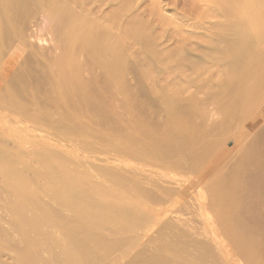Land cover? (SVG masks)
I'll use <instances>...</instances> for the list:
<instances>
[{
	"label": "rangeland",
	"instance_id": "rangeland-1",
	"mask_svg": "<svg viewBox=\"0 0 264 264\" xmlns=\"http://www.w3.org/2000/svg\"><path fill=\"white\" fill-rule=\"evenodd\" d=\"M21 1L0 0V163H3V167L4 164L7 167L2 168L3 170L6 169L4 172L10 168H14V170L10 169L12 172H22L23 174L20 175L22 178L23 176L26 177L23 181L28 182L27 187L30 190L28 188L24 189L26 184L23 182L24 185L21 182L16 184L13 181L14 175L11 173L13 178H11L13 181L12 187H14L12 189L10 177H6V173L9 176L10 172L8 173L7 171L5 176H3L4 172L1 170L0 164V264H80L82 260L84 262L81 264H105L108 261L107 264H158L159 262V264H261V262L264 264V240L261 239L264 238V205L262 206L264 203L262 201L264 200V196H262V193H264V189H262V186H264V170L259 173L258 171H262V169L255 168L259 161L256 159L258 157L254 155L256 151H258L257 156L263 154L260 151L262 147L264 149V144H262L264 143V138L262 139L264 137V131L262 130L264 129V54L259 57L264 53V33L262 35L263 39L261 37V41H256L255 44L257 46L253 45V54L251 52V56L247 58L250 64L247 60V63L245 60H241L242 65L239 62V66L243 68L256 69L259 67L260 69L261 67V70H263V73L261 72V79H263L259 80L261 83L257 82L256 84L263 87H255L254 109L252 106L247 108L241 106L240 109L238 108L237 113L231 114L228 107L230 104V98L228 97H231V93H228L233 90V86L230 85L234 83L235 76L229 71L231 60L227 57L228 61L222 51L229 43H234L230 40H233L235 35H240L244 23V9L247 8L246 6V8L244 7V4L247 1L251 3L254 0ZM259 1L255 0L253 5H256V3L257 5L258 3L261 4ZM262 7L261 11L264 13ZM58 8L59 14L57 11V13L55 12V9ZM242 9L243 12H241ZM247 9L249 10V8ZM53 12L58 15H52ZM70 16L80 19L81 23L83 22L84 27L81 24L83 28H85V25L87 29L92 27V29H88V34L91 35H89L90 38H93L92 35L95 33L93 38L95 41L91 39L95 42L94 46L96 45V47L85 45L82 48L81 44H79V37L77 38L76 36L75 39L73 37L70 40L71 35L68 33L72 22L70 21ZM75 17H73V21H75ZM69 21L70 23H68ZM77 22L79 20L75 23ZM67 25L69 31L65 29ZM78 26L81 27L80 24L77 25V30L75 29L77 34L80 29H78ZM83 28L81 29L83 30ZM86 28L83 32L87 30ZM86 33L87 31L83 33L85 37L87 36ZM104 34L106 39L103 38ZM95 37H97L98 42ZM108 37L113 46L115 44L118 45H116L117 47L115 46L119 50L117 51L118 54H120L119 52L123 47L124 53L121 51V54L125 57H122L121 61L126 62L123 65L120 61L119 66L117 65V70L115 69V71L120 72L116 73L113 71L114 73L112 72L111 75L107 70L105 72V69L108 68L106 66L108 62L104 60L109 58L110 62H113L114 56L108 53L103 54L102 51L105 47V41L108 42ZM64 39L68 42H65ZM73 39L79 43L76 42L77 45H74L76 43L73 42ZM235 40L238 39L235 38ZM69 41L72 43L70 42L69 44ZM116 41L119 42L117 43ZM90 48L94 54L91 53ZM97 49H99V53ZM65 54L69 55V57L66 56L67 58H65L67 60H64L67 62L65 64L68 67L64 66V61L60 58L62 56L64 58ZM101 55H107L105 56L107 58L101 57ZM72 56H74V59ZM260 59L263 61L261 62ZM57 60L59 65L63 61L64 67L62 64L59 66ZM68 60L71 63L75 62V64L68 63ZM107 61L109 60L107 59ZM244 64L245 66H243ZM69 66L72 68L76 67L72 69ZM66 68H69L70 74L75 72L73 74L74 77L72 75L66 77L68 75L67 72L69 73ZM71 70L74 71L71 73ZM75 70H79V72ZM229 73L233 76L232 80H230L232 76ZM226 78L229 80L227 81ZM224 82H226V85H224ZM227 84L230 85L228 86ZM57 85H59L58 88ZM59 89L67 94H63ZM237 89V92H239L240 89ZM258 89L259 91H257ZM176 96L180 102H176L178 105L174 103L176 105L174 107L180 109L184 117L190 118L189 120L193 119L190 115L195 116L193 121L199 124L200 129L193 131V135L197 132H209L211 127L214 130H211L212 133L207 134L206 132L208 137L203 134L207 138L203 137V142H206L203 143L204 148L207 146L208 149H211V145L214 144L212 146L228 150V155L222 158L225 161L213 165H211V157L214 154L212 153L211 156V152H209L208 156L205 157L206 163L203 164L204 162H202L203 165L200 167L201 174L199 175H202V179L198 174H195L196 165L189 162L180 165V168H177L179 171L176 169L177 175L174 178L163 175L161 177L156 176V178L148 172L147 175L141 168L144 161L150 163L153 160L157 144L163 143L164 138L165 141H170V135L166 127L168 112L166 106H164V101L165 98H174ZM225 102L228 104L224 105ZM75 104H77V108H75ZM185 104L186 106H184ZM222 109H225L223 110L224 113H222ZM158 111H160L159 114ZM246 111L250 114H246ZM198 112L201 114L198 115ZM109 113L110 115L112 114V117ZM229 113L230 116L226 115ZM242 114L245 115V118ZM140 115L145 118L140 117ZM249 115L251 116L250 118ZM108 116L111 118L108 119ZM139 117L140 121H138ZM253 117L257 120L248 129L246 126L249 125ZM226 118L230 121L228 122ZM131 122H136V124L139 122L138 124H141L142 128L137 125L141 132L138 131V128H133V132L131 127L132 125L135 127V124H131ZM162 122L165 125L161 124ZM146 124L152 125L151 127L148 126L150 130L146 128ZM224 124L226 125L224 126ZM142 125H145V127ZM216 126H218L217 129H215ZM205 127L207 128L205 129ZM143 128L144 131L146 129L149 132L148 134L145 131L146 135L148 134V136L145 135L146 137L142 134ZM154 128L155 130L158 128V130L155 132ZM160 129L162 130L160 131ZM163 130L164 134L161 135ZM157 131L160 132L158 133ZM165 131L168 135H166ZM130 132L131 134L134 133L133 136ZM136 132L137 134H135ZM188 133L190 134V131ZM135 135L137 137L140 136L136 138ZM130 136L131 139L135 137L137 143L132 139L134 142V145H132V140L128 139ZM149 137L155 139L159 137V139L162 138V141L154 139L153 142V138L149 140ZM139 138L143 139L139 141ZM250 139L252 143L249 141ZM146 141L149 142L146 145L149 146L150 150H146V147L148 148V146H145ZM258 141L260 142L258 143ZM142 142L145 143L143 144ZM244 143L248 146L246 147ZM126 144L127 146H124ZM166 144H169V142ZM241 144H244L243 147L245 146L246 148L252 145L259 147L255 150L254 146H252V152L254 153L251 155H254L256 163L253 157H248L250 152L245 158H248L249 161L245 159L243 160L244 162L238 160L236 155L240 152L241 147L239 146ZM149 153H152L151 155L153 156H149ZM206 158L209 159L207 160ZM250 159H252V163ZM62 163L65 165V168L63 165V169ZM249 163L253 164L252 167L251 165L249 167ZM210 165L212 169L209 171L205 170ZM49 166L50 168L47 169ZM53 167L54 170H52ZM58 169L60 172H58ZM250 171L252 172L250 173ZM60 173H64L66 177H62L64 175ZM52 174L54 176H51ZM57 174L59 175L57 176ZM243 175L246 176L245 179ZM144 176L148 183L144 182L145 180L142 178ZM251 176H255L253 178L258 179L259 184L258 180L255 182ZM218 178L221 179L215 183L216 181L213 180ZM225 178L228 179L227 184ZM57 179L59 181L67 179L63 181L64 186L68 187V189L58 184ZM187 179L190 180L188 181ZM239 179L243 183L246 181V184L252 183L254 185L256 183L259 186L256 185V187L259 189L255 191H262L260 196L257 195L260 193L258 192L256 195L254 193L248 197H246L248 192L241 191L242 200L245 197L250 199L252 195H255L253 196L254 198L256 196L262 197V200L256 201L261 199H257L258 197L255 198L256 200L252 197L251 199L253 200L250 201L239 199L235 207L231 206L233 207L232 209L239 206V209L236 208L237 210L232 212L231 207L228 210V199L222 197V200L225 199L224 201L227 203L225 204L220 199L222 205L230 213L232 212L228 216L231 220L229 222L228 218L225 219L226 217L223 218L221 216L222 210L219 211L216 206H212V200L218 194L214 198H211V196L213 197L216 190L220 194L217 187L222 183V185H231L234 180ZM206 180L208 182H205ZM67 181L69 183H66ZM122 181L126 186H122L123 183L120 184ZM73 182H77V185ZM211 182L212 186L217 184V186H214L216 189L214 187L210 189L209 184L211 185ZM186 183L187 185L189 184V187H192L189 190L191 192L180 193L179 190L182 185L186 186ZM61 184H63L62 181ZM70 184L71 187L73 184L75 185L71 188V191L69 188ZM78 185H80L79 188H77ZM82 186L83 188L85 187L82 190L83 195L88 193L85 196L87 201L84 200L83 206L86 205V208L91 213H95L97 210L99 211L97 213H100V215L95 213L97 216H93L91 218L93 220L85 213V207L80 208L74 204L78 200L79 196L77 197V195L82 193V191H78L80 188L82 189ZM74 187L75 191L78 192H72ZM21 188L24 190H21ZM98 188L100 190L104 189V191L99 192ZM178 188L180 189L178 190ZM86 189L92 194L85 192ZM105 190L111 194L105 193ZM23 191L29 195L27 193L24 194ZM18 192L22 193L16 196L19 194ZM25 195L30 197L26 199ZM90 195L93 197H90ZM72 196H76L75 202H69L75 199ZM66 197L68 198L66 199L67 201H63L62 199ZM21 198L23 199L22 201ZM209 199L211 201H208ZM88 200L91 205L95 203L93 204L94 206H90ZM254 200L260 202L259 204L257 203L259 205L258 208L256 207V202H253ZM23 201L25 202L22 203ZM96 201L97 203L99 201L101 205L98 203L97 206ZM200 203H203L202 206ZM250 203L255 206L251 207ZM244 207L248 209V212ZM242 208L243 210H241ZM81 209H84V213ZM250 209L252 210L250 211ZM45 210L47 216L45 215ZM42 211H44L43 216L39 215L42 214ZM78 211L81 212L79 213ZM237 211H243V213L238 216L239 213L237 215ZM255 211L258 215V212H261L260 214L262 215L253 214ZM103 212L105 213L104 218H100L103 216ZM215 213L223 219L215 216ZM37 216L40 220H38ZM45 216L51 218V220L49 219V221ZM232 216L238 219L236 220ZM33 219L35 222L37 220L36 223H39L36 225ZM80 219L81 221H79ZM101 219L104 223H100V225L99 222H103ZM90 220L92 223H89ZM184 220L186 221L184 222ZM251 220L252 224L250 225ZM71 221L77 223L74 226H79V228L77 227L78 230L71 231V227H73ZM223 221L230 223L232 226L233 223H236L234 221H237V226L235 224L232 227ZM221 222L225 225L221 226ZM241 222H245L244 224L247 225L242 226ZM67 223L70 224L68 225L71 226L70 228H66ZM94 224L100 225V227L98 228ZM228 225L230 228L232 227L233 231H235V227L236 230L238 227V230L231 235L233 233L231 232L232 229H230V233L226 232L229 230ZM252 225L255 226V229ZM81 226L84 227L81 228ZM223 226L224 228H222ZM243 227L245 232L249 231L245 233ZM251 227H253V230H251ZM225 228L226 230H224ZM256 228H258V231ZM65 229H69L70 231H67L70 233L66 232ZM80 229L87 231V233L80 231ZM76 230L80 233L76 232ZM238 231L239 233L243 231V234H237ZM252 231L256 235L252 234ZM74 232L76 233L73 234ZM188 233L190 236H188ZM244 233L246 236L249 235L246 239ZM71 234L75 236L74 240L70 239ZM79 235L87 236L88 238L79 237ZM96 235L98 238L95 237ZM234 235H236V240ZM67 236L69 237L67 238ZM76 236L79 237V240ZM238 236L240 239H245L244 241L240 240V245L244 248L238 247L239 243L238 245L236 244V241L239 240ZM249 237L253 238V241ZM80 239H84L89 244L81 243ZM86 239L89 240L87 241ZM250 239L252 243H250ZM246 240L248 244L245 242ZM90 241H95L94 243L96 245L99 244V246H94V243L91 242L94 248L92 250ZM98 241L100 242L96 243ZM72 243L77 252L73 251L75 248ZM76 243H80L81 247ZM103 243L104 245H102ZM108 244L112 245L109 246ZM251 244H255L256 248L254 246V249L249 248L252 247ZM247 245L251 246L248 247ZM78 246L79 249L81 248L80 250ZM100 247H102L101 251H98ZM95 249L98 250L96 251ZM108 249L109 251H106ZM243 249H247L249 252L246 250L244 252ZM85 250H89L88 259ZM80 251L86 254H82ZM91 251L93 255L89 254ZM242 251L245 256L241 254ZM77 253L78 256L81 254L82 260L80 259L81 257L76 256ZM250 253H253V255H248ZM76 260H79V262L77 261V263ZM99 260L100 262H98Z\"/></svg>",
	"mask_w": 264,
	"mask_h": 264
},
{
	"label": "bare ground",
	"instance_id": "bare-ground-1",
	"mask_svg": "<svg viewBox=\"0 0 264 264\" xmlns=\"http://www.w3.org/2000/svg\"><path fill=\"white\" fill-rule=\"evenodd\" d=\"M255 1V0H254ZM253 1V2H254ZM259 1V0H258ZM21 2H23V0L21 1ZM250 1H247L245 4H244V7L246 6L247 8H249V10L246 8V9H244L245 10V12L243 13L244 15H243V17H244V23H243V27H242V31H240V32H238V33H240V35L238 34V35H235V38L236 39H238V40H235V38L233 39V40H230L231 42H234L233 44H231V43H229V44H231L229 47H228V45H227V50H226V48H224V50H222L223 52H224V55H225V57L227 58H229L230 60H231V62H230V67H229V71H231L230 73H232V74H234V76H235V81H234V83L233 84H227L228 86L230 85V86H233V90H232V92H226V93H228V94H230V96L231 97H228V98H230V104H229V109H230V112H231V114H233V113H237V110H238V108L240 109L241 108V106H243V107H248V106H252V108L254 107L253 106V104H254V97H256L255 96V94H256V92H255V87L256 86H258V85H256L257 84V82H260L262 79H261V77H262V75H261V72L264 70V68H263V70H261L262 68L260 67V69H259V67L258 68H251V69H248V68H243L242 66H239V62H240V64L242 63V61L241 60H247V58H249V56H251L250 55V53L252 52V47H253V45L256 43V41L258 40V42H259V40L261 41V37H262V39H263V33H264V13L261 11V7L262 6H264V0H260L259 2L261 3V4H259L258 3V5H257V3H256V5H253L254 3L253 2H251V3H249ZM242 4V5H243ZM252 4V5H251ZM242 8H243V6H242ZM263 9H264V7H262ZM58 12V14H59V8L58 9H55V12ZM55 12H53V14L52 15H58V14H54ZM56 12V13H57ZM240 12V11H239ZM241 12H243V9L241 10ZM72 15V14H71ZM240 15H241V13H240ZM72 16H70V21H72L71 22V28H69L70 29V31L67 29V27H68V25L67 26H65V29H67L68 31H66V32H68L70 35V37H71V39L69 38V36H68V38L70 39V40H72V38L74 37V39H75V36L79 39V41H80V43L79 42H77V43H79V44H81V46H82V48H84L83 46H88V47H96V45L94 46V44H95V40L93 39L94 38V35H95V33H94V30H93V33H94V35H92L93 36V40L89 37V35L90 34H88V29H92V27L91 28H89L88 27V29L86 28V25H85V28L87 29L86 31H87V36L85 37L84 36V34L83 33H85V32H83L84 30H85V28H83L84 26H83V22L81 23V20L80 19H78V18H76L75 16H73V17H75L77 20H79V22H77V23H79L80 24V26H81V24H82V26L81 27H79L78 26V29H79V31H78V34H77V25H79V24H77V23H75L77 20L75 19V21H73L74 20V18L72 19L71 18ZM242 17V16H241ZM72 19V20H71ZM241 20V19H240ZM70 21L68 22V23H70ZM67 23V24H68ZM85 24V23H84ZM69 25V26H70ZM240 25V24H239ZM242 25V24H241ZM81 28H83V30L81 29ZM241 28V27H240ZM76 29V30H75ZM65 31V30H64ZM239 31V30H238ZM66 32H64V33H66ZM73 32H75V33H73ZM90 32V31H89ZM104 33V32H103ZM92 34V33H91ZM107 34V33H106ZM67 35V34H66ZM66 35H64L65 37H66ZM77 35H79V36H77ZM100 35H101V33H100ZM263 35V36H262ZM91 36V35H90ZM105 36V34L103 35V38H105L104 37ZM107 36H108V34H107ZM236 36H239V37H236ZM64 37V38H65ZM67 38V39H68ZM96 38V41L98 40L97 39V37H95ZM98 38H99V36H98ZM102 38V39H103ZM114 38H116V37H114ZM114 38H110V39H114ZM260 38V39H259ZM74 39H73V42H75L74 41ZM106 39V38H105ZM109 39V37L107 38V40ZM100 40V39H99ZM264 40V39H263ZM64 41L65 42H68V41H66V39H64ZM236 41V42H235ZM70 42L71 41H69V44H70ZM75 42V43H76ZM94 42V43H93ZM98 42V41H97ZM96 42V43H97ZM117 42V41H116ZM119 42V41H118ZM117 42V43H118ZM263 42V41H262ZM72 43V42H71ZM77 43L76 44H74V45H77ZM100 43V42H99ZM261 43V42H260ZM67 44V43H66ZM68 44V45H69ZM84 44V45H83ZM103 44V43H102ZM115 44V43H114ZM259 44V43H258ZM117 44H115V46H116ZM262 46H263V44H261ZM71 46H72V44H71ZM70 46V47H71ZM97 46H98V43H97ZM100 46V45H99ZM102 46V45H101ZM113 46V43H111V41L110 40H108V42L107 41H105V47H104V50H102L103 51V54H105V53H108L109 55L111 54V55H113L114 56V58H113V62H110V59L109 58H107V57H105V56H107V55H101V57L103 56L104 58H107L109 61H107V59L106 60H104V61H106V62H108L107 63V69H105V72H106V70H107V72L108 73H110V75H111V73L113 72V71H115V69L119 66V63H120V61L122 60L121 58L122 57H125L124 55H122L121 54V51L123 52V47H122V49L120 50V54H118V52L117 51H119V50H117L116 49V47L118 46ZM254 46H257L256 44L254 45ZM88 47H86V48H88ZM121 47V46H120ZM219 47V46H218ZM78 48H79V45H78ZM103 48V47H102ZM119 48V47H118ZM256 48V47H255ZM261 48V47H260ZM264 48V47H263ZM94 49V48H93ZM87 50V49H86ZM90 50H91V48H90ZM95 50V49H94ZM98 50V53H99V49H97ZM254 50H256V49H254ZM263 50V49H262ZM96 51V50H95ZM101 51V52H102ZM260 52V51H259ZM91 53L92 54H94V52H93V50H91ZM124 53V52H123ZM72 54V53H71ZM252 54H253V52H252ZM263 54L264 53H262V55H260L259 57H261V56H263ZM73 55V54H72ZM95 55H96V53H95ZM100 55V54H99ZM120 55H122L121 57H120ZM259 55V54H258ZM66 56H68L69 57V55L68 54H65V57L63 58V56L62 57H60V58H62L63 59V61L65 60H67V59H65V58H67ZM71 57V56H70ZM97 57V56H96ZM258 57V56H257ZM60 58H59V61H60ZM72 58L74 59V56H72ZM72 58H70V59H72ZM103 58V59H104ZM110 58H111V56H110ZM227 58V59H228ZM69 59V60H70ZM124 59V58H123ZM229 59H228V61H229ZM252 59V58H251ZM254 59H255V57H254ZM259 59V58H258ZM261 59H263V58H261ZM260 59V60H261ZM68 60V63L70 62ZM99 60V59H98ZM102 60V59H101ZM62 61V62H63ZM64 61V64L65 63H67V62H65ZM103 61V62H104ZM124 61V60H123ZM248 62H249V60H247ZM247 61H246V63H247ZM253 61V60H252ZM263 60H261V62H262ZM57 62H58V60H57ZM62 62H61V64H62ZM73 62V61H72ZM253 62H255V61H253ZM257 62H259V61H257ZM71 63V62H70ZM74 64H75V62H73ZM73 63H71L72 65H73ZM123 63H126L125 61L124 62H122L121 61V64H123ZM245 63V64H246ZM263 63H264V61H263ZM58 65H59V62L57 63ZM60 64V65H61ZM70 64V65H71ZM229 64V63H228ZM243 64V63H242ZM241 64V65H242ZM245 64L243 65V66H245ZM249 64H250V62H249ZM260 64V63H259ZM262 64V63H261ZM59 65V66H60ZM78 65V64H77ZM118 65V66H117ZM124 65V64H123ZM126 65V64H125ZM263 65V64H262ZM261 65V66H262ZM62 66H63V64H62ZM61 66V67H62ZM65 67L67 66L66 64L64 65ZM63 66V67H64ZM80 67H81V65H79ZM78 66V67H79ZM250 66V65H249ZM256 66V65H255ZM260 66V65H259ZM264 66V65H263ZM62 67V68H63ZM68 67V66H67ZM71 66H69V68H70ZM76 66H74V68H75ZM83 67V66H82ZM120 67L121 68H123V66L122 65H120ZM119 67V68H120ZM228 67V66H227ZM254 67V66H253ZM69 68H66V69H68V71H69ZM72 68V67H71ZM74 68H72V69H74ZM120 68V69H121ZM65 69V70H66ZM78 69V68H77ZM81 69V68H80ZM60 70H62V69H60ZM63 70H64V68H63ZM63 70H62V72H63ZM117 70V69H116ZM119 70V69H118ZM228 70V69H227ZM67 71V70H66ZM72 71H74V70H71V73H72ZM76 71V70H75ZM78 72H79V70H77ZM76 71V72H77ZM121 71H123L122 69H121ZM61 72V73H62ZM116 73H118V72H120V71H115ZM264 72V71H263ZM262 72V73H263ZM64 73H65V71H64ZM63 73V74H64ZM114 73V72H113ZM229 73V74H230ZM67 76L66 77H70L71 75L74 77V75L73 74H75V72L73 73V74H70V71H69V73L67 72ZM228 74V75H229ZM66 75V74H65ZM65 75H64V77H65ZM70 75V76H69ZM76 75H78V74H76ZM113 75V74H112ZM118 75V74H117ZM121 75V74H120ZM231 75V74H230ZM61 76V75H60ZM106 76V75H105ZM232 76V75H231ZM63 77V76H62ZM76 77V76H75ZM110 77V76H109ZM111 77H114V76H111ZM115 77H116V75H115ZM230 77V76H229ZM228 77V78H229ZM60 78V77H59ZM228 78H226V80L228 81L229 79ZM231 79L230 80H232V78H233V76L232 77H230ZM65 79V78H64ZM112 79H114V78H112ZM261 79V80H260ZM60 80H62V79H60ZM68 80V79H67ZM225 80V81H226ZM260 80V81H259ZM110 82H111V80H109ZM233 81H231V82H233ZM263 82V81H262ZM225 84L224 85H226V82H224ZM261 83V82H260ZM61 84H62V81H61ZM239 84H240V86H239ZM63 85V84H62ZM61 85V86H62ZM77 86V85H76ZM239 86V87H238ZM261 86V85H260ZM260 86H258V88H260ZM59 87V85H57V88ZM263 86H261V88H262ZM78 88V87H77ZM227 88V87H226ZM229 88V87H228ZM231 88V87H230ZM237 88H239L240 89V91L239 92H237ZM222 89V88H221ZM60 90V89H59ZM58 90V91H59ZM235 90V91H234ZM61 91V90H60ZM59 91V92H60ZM225 91V90H224ZM230 91V90H229ZM257 91H259V89L257 90ZM62 92V91H61ZM63 93V92H62ZM63 94H65V93H63ZM67 94V93H66ZM65 94V95H66ZM61 95V94H60ZM63 96V95H62ZM163 96V95H162ZM227 97V96H226ZM179 98L176 96V97H174V98H170V97H168V98H165V101H164V106H166V110H167V112H168V115H167V122H166V127H167V132H168V134L170 135V141H168L169 142V144H166V143H168L167 141H165L164 139H163V143H159V141L161 140L162 141V138L161 139H159V137H156L157 139H159V141H158V143L159 144H157V146H156V149L154 150V152H155V154H154V156L153 155H151L150 153L148 154L149 156H153V160L152 161H150V163H148V161L147 162H143L142 163V170L144 171V172H146V174H147V172L150 174V175H152V176H157V177H161L162 175L163 176H171V178H174L176 175H177V171H179L177 168H180L179 166L180 165H182V164H185V163H192V164H194V165H196V167H197V169H196V171H195V174H198V176L202 179V175H199V174H201L200 173V167H201V165H203V164H205L206 162H205V157H207L208 156V154H209V152H211V156H212V153L214 154V156H212L211 158H212V160H211V165H213V164H216V163H218V162H223V161H225V159H222V158H224L225 156H227L228 155V150H223V149H221V147H216V146H212V145H214V144H212L211 145V149H208V147L206 148V150H205V148H204V145H203V143H206V142H203V137H205V136H207V134L208 133H212V131H214V130H212V127H211V132L209 131V132H207L206 130V132H207V134H206V132L204 133V131L202 132V133H195V135H193L194 133H193V131H198V128H199V124H197L196 123V121L194 122L193 120H194V118H195V116L193 117L192 115H190L193 119H191V120H189L187 117H184V115L182 114V111L180 110V109H178L177 107H174V106H176L175 104H177L176 102H178L179 100H178ZM162 100H164V99H162ZM229 100V99H228ZM79 101H80V99H79ZM225 101H227V100H225ZM82 102V101H81ZM180 102V101H179ZM82 103H84V102H82ZM81 103V105H83ZM91 103V102H90ZM90 103H87V104H90ZM175 103V104H174ZM228 103L227 102H225V104L224 105H227ZM76 105L77 104H75V108H77L76 107ZM85 105V104H84ZM178 105V104H177ZM179 105H180V103H179ZM91 106V105H90ZM184 106H186V104L184 105ZM80 107V106H79ZM85 107V106H84ZM74 108V107H73ZM182 108V107H181ZM185 108V107H184ZM188 108H189V106H188ZM220 109H221V107H220ZM243 109V108H242ZM245 109V108H244ZM254 109V108H253ZM72 110H74V109H72ZM78 110V109H77ZM85 110V109H84ZM223 110H225V109H222V111ZM250 110H252V109H250ZM186 111H187V109H186ZM198 111V110H197ZM253 111V110H252ZM84 112V111H83ZM159 112L160 111H158V114H159ZM192 112V111H191ZM239 112V111H238ZM243 112V111H242ZM251 112V111H250ZM194 113V112H193ZM222 113H224V111L222 112ZM227 113H228V109H227ZM241 113V112H240ZM250 114L249 112H247L246 111V114ZM80 114V113H79ZM84 114V113H83ZM187 114V113H186ZM201 114V113H200ZM199 114V112H198V115H200ZM107 115V114H106ZM109 115H110V113H109ZM112 115V114H111ZM110 115V116H111ZM197 115V114H196ZM226 115H229L230 116V113L229 114H226ZM241 115V114H240ZM243 115V114H242ZM104 116V115H103ZM136 116V115H135ZM139 116V115H138ZM158 116V115H157ZM245 115H243V117H244ZM106 117V116H105ZM112 117V116H111ZM110 117V118H111ZM137 117V116H136ZM140 117H142L141 115H140ZM140 117L138 118V121H140L139 119H140ZM189 117V116H188ZM228 117V116H227ZM251 116L249 115V118H250ZM109 118V116H108V119H110ZM132 118V117H131ZM142 118H145V117H142ZM141 118V119H142ZM164 118H166V117H164ZM163 118V119H164ZM185 118H187V119H185ZM245 118V117H244ZM257 118H258V116H257ZM226 119H228V118H226ZM234 119V118H233ZM232 119V120H233ZM237 120H239L238 118H236ZM107 120V119H106ZM132 120V119H131ZM134 120V119H133ZM152 120V119H151ZM196 120V119H195ZM255 120H257V119H255V117H253V119L251 120V122L249 123V125L248 126H246V127H248V129L249 128H251L252 127V125L254 124V122H255ZM142 121H143V119H142ZM147 121V120H146ZM155 121V120H154ZM163 121V120H162ZM230 120L228 119V122H229ZM150 122V121H149ZM153 122V121H152ZM160 122V121H159ZM164 122V121H163ZM161 123V124H164V123ZM204 122V121H203ZM217 122V121H216ZM134 124H135V127L132 125V127H131V129L133 130V132H134V129L133 128H138L139 129V127L140 128H142L140 125L141 124H138L139 125V127H138V125L136 124V122H133ZM132 122H131V124H133ZM143 123H145V122H143ZM213 123V122H212ZM219 123H221V122H219ZM237 123V122H236ZM150 124V123H149ZM160 124V123H159ZM202 124V123H201ZM201 124H200V127H201ZM216 124V123H215ZM228 124V123H227ZM158 125V124H157ZM165 125V124H164ZM204 125V124H203ZM202 125V126H203ZM226 124H224V126H225ZM131 126V125H130ZM142 126H144L145 127V125H142ZM148 126L149 127H151L150 125H147L146 124V128L147 129H149L148 128ZM153 126H155L154 124H153ZM210 126V125H209ZM228 126V125H227ZM234 126V125H233ZM157 127V126H156ZM160 127V126H159ZM162 127H164L163 125H162ZM161 128V127H160ZM203 127H201V129H202ZM207 127H205V129H206ZM218 128V126H216L215 127V129H217ZM233 128V127H232ZM153 129V128H152ZM163 129V128H162ZM162 129H160V131L162 130ZM200 129V128H199ZM224 130H225V128H223ZM228 129V128H227ZM234 129V128H233ZM260 129H262L261 127H260ZM150 130V129H149ZM154 130H155V128H154ZM153 130V131H154ZM156 130H158V128L156 129ZM156 130H155V132H156ZM203 130V129H202ZM263 131H264V129H262ZM131 131V130H130ZM136 131V130H135ZM139 132H141L140 131V129L138 130ZM143 131H144V128H143ZM143 131H142V134L145 136L146 135V133H145V131H147V133L149 134V132H148V130H146L145 129V131H144V133H143ZM152 131V130H151ZM160 131H157L158 133L160 132ZM190 131V134L188 133ZM192 131V132H191ZM248 131V130H247ZM247 131H245L246 133H247ZM261 131V130H260ZM259 131V132H260ZM262 131V132H263ZM132 132V133H133ZM164 132V130L161 132V135L162 134H164L163 133ZM166 132V131H165ZM167 132H166V135H168L167 134ZM217 132V131H216ZM226 132V131H225ZM256 132H258V131H256ZM261 132V133H262ZM192 133V134H191ZM244 133V132H243ZM243 133H242V135H243ZM130 134H131V132H130ZM134 134V133H133ZM133 134H131L132 136H133ZM135 134H137V132L135 133ZM148 134L146 135V136H148ZM156 134V133H155ZM203 134H205V136H203ZM215 134V133H214ZM219 134V133H218ZM255 134H258V133H255ZM264 134V133H263ZM262 134V135H263ZM156 135H160V134H156ZM216 135V134H215ZM140 136V135H139ZM138 136V137H139ZM145 136V137H146ZM151 136V135H150ZM153 137H155L154 135H152ZM164 136V135H163ZM213 136V135H212ZM253 136V135H252ZM255 136V135H254ZM260 136V135H259ZM135 137L136 138H138L136 135H135ZM135 137L133 138L132 137V139H134L135 140V143H137V139H135ZM143 137V136H142ZM152 137V138H153ZM208 137V136H207ZM261 137V136H260ZM144 138V137H143ZM142 138V139H143ZM152 138H150L149 137V140L150 139H152ZM167 138V137H166ZM224 138H225V136H224ZM264 137H262V139H263ZM128 139L130 140L131 139V136H130V138L128 137ZM131 139V140H132ZM142 139H140L139 138V141L140 140H142ZM146 139V138H145ZM154 139L155 138H153L152 139V141L154 142ZM157 139H155V140H157ZM205 139H207L206 137H205ZM252 139V138H251ZM251 139L249 140V141H251ZM261 139V138H260ZM259 139V140H260ZM209 140V139H208ZM216 140V139H215ZM221 140V139H220ZM247 140V139H246ZM245 140V141H246ZM128 141V140H127ZM138 141V142H139ZM248 141V142H249ZM254 141V140H253ZM132 142H133V140H132ZM147 143H145V146H148V145H146V144H148L149 142L148 141H146ZM248 142H247V144H248ZM255 142V141H254ZM260 141H258V143H259ZM131 143V142H130ZM143 143V142H142ZM143 143V144H144ZM156 143H157V141H156ZM172 143V144H171ZM251 143H252V141H251ZM251 143H250V145H251ZM132 144V143H131ZM139 144H141L140 142H139ZM142 144V145H143ZM245 144V143H244ZM243 144V145H244ZM247 144H245L246 145V147L249 145H247ZM256 146L258 145V144H256V143H254ZM262 144H264V143H262ZM132 145H134V142H133V144ZM209 145H210V143H209ZM243 145L241 144L239 147H241V149L239 150L240 152L238 153V155H236L237 157H238V160L239 161H243L246 157H247V155H248V152H250V156H248V157H253L254 155H256V157H258V158H256L259 162H257V164L255 165V168L256 169H258V168H260V169H262V171H258L259 173H261V172H263V170H264V149H263V147H262V149H261V151H260V153L262 152L263 154H261V155H259V156H257L258 154H257V152L258 151H256L255 152V154L254 155H251L252 153H254V152H252V149H253V147L252 146H254V145H252V146H250L249 148H246L245 146L243 147ZM124 146H127V144L126 145H124ZM128 146H130V144H128ZM136 146L138 147V145L136 144ZM140 146V145H139ZM151 146V145H150ZM153 146V145H152ZM256 146H254V148H255V150H256ZM259 146V145H258ZM123 147V146H122ZM134 147V146H133ZM210 147V146H209ZM154 148V147H153ZM259 148V147H258ZM257 148V149H258ZM140 149H141V147H140ZM219 149V150H218ZM143 150V149H142ZM146 150H150V148H149V146H148V148L146 147ZM152 151V150H151ZM254 151V150H253ZM144 153H146V152H144ZM143 153V154H144ZM148 153V152H147ZM2 154V153H1ZM143 154H142V156H143ZM232 156H234V155H232ZM143 159H144V156H143ZM142 159V160H143ZM147 159H149L148 157H147ZM207 160L209 159V158H206ZM202 160H204V161H202ZM206 160V161H207ZM246 161L248 160V158L247 159H245ZM251 160L252 159H250V162H251ZM253 160H254V157H253ZM1 161H2V159H1ZM61 161V160H60ZM59 161V162H60ZM163 161V162H162ZM249 161V160H248ZM255 161V163H256V160H254ZM58 162V163H59ZM64 162V161H63ZM202 162H204L203 164H202ZM244 162V161H243ZM58 163H56L57 165H58ZM233 163V162H232ZM246 163V162H245ZM252 163V162H251ZM251 163H249V167H250V165H251ZM254 163V164H255ZM1 164V170L4 172L6 169H2V168H4L5 167V164H4V167H3V163L1 162L0 163ZM225 164V163H224ZM234 164V163H233ZM240 164H242V163H240ZM244 164V163H243ZM242 164V165H243ZM63 163H62V169H63ZM191 165V164H190ZM211 165L210 166H208V168H206L205 170H207V171H209L210 169H212V167H211ZM239 165V164H238ZM242 165H240V167H242ZM253 165V164H252ZM252 165H251V167H252ZM54 167H55V165H54ZM54 167H53V169L52 170H54ZM59 167H60V164H59ZM183 167H184V165H183ZM5 168H7V167H5ZM9 168V167H8ZM50 168V166L47 168V169H49ZM64 168H65V165H64ZM193 168V167H192ZM237 168V167H236ZM243 168V167H242ZM254 168V167H253ZM254 168V169H255ZM10 169H12V170H14V168H10ZM10 169H8L7 171H8V173H9V176H8V174L6 173V172H4L3 174V176H5V173H6V177H10V183H11V185L9 184V182H8V184L12 187V183H13V181L14 182H16V184H18L19 182H21V184H23V183H25L26 185H25V187L23 186V185H21V186H23L24 187V189H27L28 187H27V183L28 182H24L23 181V179H25L26 177L25 176H23V178H22V172L20 173V171H19V173H15L14 171V173L12 172V170H10ZM56 169V168H55ZM176 169H177V171H176ZM181 169H182V167H181ZM0 170V171H1ZM10 170V171H9ZM57 170V169H56ZM66 170V169H65ZM230 170V169H229ZM228 170V171H229ZM17 171V170H16ZM48 171H50V170H48ZM192 171V170H191ZM231 171V170H230ZM233 171L235 172V170L233 169ZM256 171V170H255ZM51 172V171H50ZM54 174H55V172L54 171H52ZM58 172H60L59 171V169H58ZM62 172V171H61ZM129 172V171H128ZM227 172V171H226ZM252 171H250V173H251ZM258 172H256V173H258ZM11 173H12V175H14V180L12 181V176H11ZM57 173V172H56ZM132 173V172H131ZM130 173V174H131ZM179 173V172H178ZM224 173V172H223ZM229 174H230V172H228ZM258 173V174H259ZM264 173V172H263ZM262 173V174H263ZM19 174V175H18ZM21 174V175H20ZM50 174V173H49ZM61 174V173H60ZM192 174V173H191ZM254 174H255V172H254ZM253 174V175H254ZM2 175V174H1ZM59 174H57V176H58ZM61 175H64V176H62V177H66L65 176V174L64 173H62ZM148 175V174H147ZM257 175V174H256ZM51 176H54L53 174L51 175ZM56 176V177H57ZM192 176H193V174H192ZM191 176V177H192ZM240 176H242V175H240ZM262 176V175H261ZM260 176V177H261ZM117 177H118V175H117ZM156 177V178H157ZM226 177H227V175H226ZM243 177H244V179H245V175H243ZM252 177V176H251ZM254 178H255V176H253ZM252 177V178H253ZM257 177V176H256ZM263 177V176H262ZM12 178V179H11ZM55 178V177H54ZM144 180H145V176L144 177H142ZM153 178V177H152ZM228 178H229V176H228ZM240 178V177H239ZM253 178V179H254ZM259 178V177H258ZM7 179V178H6ZM56 179V178H55ZM59 179H60V176H59ZM142 179V180H143ZM148 179H149V177H148ZM155 179V178H154ZM219 179H221V178H218V179H216V180H213V181H216L215 183H217V180H219ZM226 179V178H225ZM234 179V178H233ZM232 179V180H233ZM242 179V178H241ZM248 179V178H247ZM27 180V179H26ZM58 180V179H57ZM63 180H67V179H63ZM62 179H61V181L63 182V184H61V181H57L58 182V184H60L61 186L63 185H65L64 184V181H63ZM143 180V181H144ZM156 180V179H155ZM188 180V179H187ZM190 180V179H189ZM188 180V181H189ZM210 180V179H209ZM228 179H226V184H227V181ZM232 180H230V181H232ZM255 180V182H256V180H258V179H254ZM261 180H263V179H261ZM260 180V181H261ZM9 181V180H8ZM69 181V180H68ZM66 182V183H69V182ZM121 181V180H120ZM124 181V180H123ZM123 181L122 182H120V184L121 183H123ZM128 181V180H127ZM149 181V180H148ZM264 181V180H263ZM262 181V182H263ZM18 182V183H17ZM23 182V183H22ZM72 182V181H71ZM144 182H146V180L144 181ZM205 182H208L207 180L205 181ZM224 182V181H223ZM246 181H244V183L242 182V180L240 181V179L239 180H234V182L231 184V185H219V182H218V187H217V189H218V191L220 192V194L219 193H217V190L215 191V190H213V191H215L216 193L213 195V197L211 196V198H214V196L215 195H217V196H215V199H213L212 200V206H216L217 207V209H219V211L220 210H222V212L220 213L221 214V216L224 218V217H226L225 219H227L228 218V220H229V222L231 221L230 219H229V214H231L232 212H234L235 210H237V209H239V206L238 207H236V208H234V209H232L233 207H235L236 205V202H237V200H239V199H241V197L243 196H240L241 195V191H246V192H248L247 194H246V192H245V194H246V197H248L250 194H254L255 193V195L258 193V192H260L259 194H257L258 196H260V194H261V192L262 191H258V192H256L255 190L257 189H259V188H257L256 187V183L253 185L252 183H248V184H246L245 183ZM258 182V184H259V180L257 181ZM74 184H76L77 185V182L75 183V182H73ZM130 183H131V181H130ZM146 183H148V182H146ZM167 183V182H166ZM210 183V182H209ZM20 184V183H19ZM72 185V187L73 186H75V185ZM125 183H123V185L122 186H126V185H124ZM172 184V183H171ZM181 184H183V183H181ZM181 184H179V185H181ZM185 184V183H184ZM207 184V183H206ZM261 185H262V183H260ZM81 185V184H80ZM80 185H78L77 186V188H79V186ZM160 185V184H159ZM214 186H217V184H213ZM263 185H264V182H263ZM13 186H14V184H13ZM16 186V185H15ZM20 186V185H19ZM18 186V188H20ZM67 186H68V184H67ZM70 187V191H71V184L69 185ZM209 186H210V189L211 188H213L214 186H212V182H211V185L209 184ZM258 186V185H257ZM22 187V188H23ZM65 188H66V186H64ZM121 187V186H120ZM164 187V186H163ZM259 187V186H258ZM261 187V186H260ZM14 187H12V189H13ZM21 188V190H24V189H22ZM85 188V187H84ZM83 186H82V189L80 188L78 191H82L83 189ZM122 188V187H121ZM139 188H141V187H139ZM181 188V187H180ZM180 188H178V190L180 189ZM190 188H192L191 186L189 187V184L187 185V183H186V186L185 185H182V188L179 190V192L180 193H187V191H189L190 190ZM66 189H68V187L66 188ZM74 189V190H73ZM72 190V192H78V191H75V187L73 188ZM97 189V188H96ZM96 189H95V191H96ZM106 189V188H105ZM208 189V188H207ZM214 189H216V187H214ZM261 189V188H260ZM262 189H264V186H262ZM261 189V190H262ZM20 190V189H19ZM20 190V191H21ZM28 190H30L29 188H28ZM28 190H25V191H28ZM100 189L98 188V191H99ZM140 190V189H139ZM171 190V189H170ZM14 191V190H13ZM25 191H23L24 192V194L25 193H27V192H25ZM69 191V190H68ZM94 191V193H96ZM101 191H104V189H101L99 192H101ZM213 191H212V193H213ZM255 191V192H254ZM14 192H17V191H14ZM29 192V191H28ZM31 192V191H30ZM85 192H89L90 194H92L90 191H88L87 189H86V191ZM107 191L105 190V193H106ZM164 192V191H163ZM189 192H191V191H189ZM19 193V192H18ZM21 193L22 192H20L18 195H16V196H19V195H21ZM98 193V192H97ZM104 193V194H105ZM17 194V193H16ZM76 194H78V193H76ZM100 194H102V193H100ZM107 194H111V193H108L107 192ZM155 194V193H154ZM157 194V193H156ZM167 194V193H166ZM174 194V193H173ZM179 194V193H178ZM178 194H177V196H178ZM190 194V193H189ZM263 195L262 196H264V193H262ZM27 195H29L28 193H27ZM71 195H73V194H71ZM87 195H88V193H87ZM86 194L85 195H83V191H82V193H80V194H78L77 195V197H78V200L76 201V196L74 197V196H72V197H74L73 199L74 200H71V199H69V200H71V201H69V202H75L76 201V203H74V204H76V206L77 207H85L86 208V205L85 206H83V203H84V200L85 201H87L85 198V196H87ZM97 195V194H96ZM99 195V194H98ZM113 195H115V194H113ZM182 195V194H181ZM211 195V194H210ZM255 195H252V197L253 196H255ZM92 195H90V197H91ZM107 196H110V195H107ZM258 196H256V197H258ZM21 197V196H20ZM24 197H26V199H27V197H30V196H24ZM23 197V199L25 200V198ZM31 197H32V193H31ZM62 197V196H61ZM71 197V196H70ZM89 197V196H88ZM93 197V196H92ZM100 197V196H99ZM102 197H104V196H102ZM180 197V196H179ZM222 197H224V198H227L228 199V201H229V204H228V210H230V207L231 206H233V207H231V209H232V212L230 213L228 210H226V208L222 205V202H221V200H222ZM246 197L245 198H243V200L244 199H246ZM252 197H250V199H246V201H250V200H253V199H251ZM255 197V198H256ZM178 198V197H177ZM254 198V197H253ZM254 198V199H255ZM259 198H261V199H259ZM264 198V197H263ZM22 198H21V201L23 200ZM66 199H68L67 197L65 198V199H62L63 201H65ZM94 199V198H93ZM93 199H91L92 201H93ZM221 199V200H220ZM257 199H259V200H256V201H260V200H262V197H258ZM90 200V199H89ZM88 200V201H89ZM225 200V199H224ZM224 200H222L225 204H227L226 203V201H224ZM242 200V199H241ZM242 200V201H243ZM253 201V202H256V201ZM19 201V200H18ZM20 201V202H21ZM26 201V200H25ZM25 201H23L22 203H24ZM67 201V200H66ZM208 201H211V199H209ZM246 201H245V203H246ZM262 201H264V200H262ZM159 202V201H158ZM252 202V201H251ZM252 202V203H253ZM88 203V202H87ZM96 203H97V201H96ZM98 203H99V201H98ZM98 203H97V206H98ZM242 204H243V202H241ZM259 204L260 202H256L255 204ZM69 204V203H68ZM73 204V203H72ZM88 204H90V206H92L93 204H95V203H92V205H91V202L89 201V203ZM100 204V203H99ZM202 204L203 203H200V205L202 206ZM208 204H209V202H208ZM210 204H211V202H210ZM224 204V205H225ZM242 204H240V205H242ZM251 204V203H250ZM257 204V208L259 207V205ZM23 205V204H22ZM70 205V204H69ZM101 205V204H100ZM238 205V204H237ZM264 205V203L262 204V206ZM88 206V205H87ZM94 206V205H93ZM197 206V205H196ZM207 206V205H206ZM244 206V205H243ZM243 206H241V207H243ZM249 206V205H248ZM247 206V207H248ZM252 206H255V205H253V204H251V207ZM95 207H96V205H95ZM210 207H211V205H210ZM240 207V208H241ZM79 208V209H80ZM187 208V207H186ZM202 208V207H201ZM200 208V209H201ZM207 208V207H206ZM205 208V209H206ZM225 208V209H224ZM245 208V207H244ZM248 208H250V207H248ZM255 208V207H254ZM263 208V207H262ZM42 210H43V208H41ZM40 209V210H41ZM94 209V208H93ZM92 209V210H93ZM97 209H98V207H97ZM97 209H94V210H97ZM99 209H102V208H99ZM195 209V208H194ZM208 209H209V207H208ZM217 209H215V210H217ZM75 210H76V208H75ZM82 211L84 210V209H81ZM202 210H203V208H202ZM210 210H212V209H210ZM214 210V209H213ZM212 210V211H213ZM241 210H243V208L241 209ZM245 210L248 212V209H246L245 208ZM244 210V211H245ZM252 209H250V211H251ZM264 210V209H263ZM86 212V214L88 215V217L91 219L93 216L94 217H96L97 216V214L98 215H100V213H97V211L95 212V213H97V214H95V213H91L87 208H86V210H85ZM102 211V210H101ZM218 211V210H217ZM260 211V210H259ZM79 213L81 212V211H78ZM77 212V213H78ZM99 212V211H98ZM247 212H244V213H247ZM38 213H39V210H38ZM43 213H44V211H42V214H39V215H42L43 216ZM83 213H84V211H83ZM204 213V212H203ZM217 213V212H216ZM215 213V216H217V214ZM219 213V212H218ZM238 213H239V215H238ZM241 213H243V211H241V212H238L237 211V215L238 216H240L241 215ZM256 213V211L253 213V214H255ZM259 213V215H262V214H260L261 212H258ZM104 212H103V216H101L100 218H104ZM107 214V213H106ZM202 214V213H201ZM214 214V213H213ZM248 214V213H247ZM264 214V213H263ZM38 215V216H39ZM45 215L47 216V214H46V210H45ZM86 215V216H87ZM203 215V214H202ZM246 215V214H245ZM256 215H258L257 213H256ZM258 215V216H259ZM37 216V217H38ZM45 216V217H46ZM85 216V217H86ZM109 216V215H108ZM191 216V215H190ZM218 218H220V215L219 216H217ZM233 217V216H232ZM243 217V216H242ZM246 217V216H245ZM250 217H252V216H250ZM253 217H255V216H253ZM48 220L50 219L51 220V218H48V217H46ZM82 218H84V217H82ZM81 218V219H82ZM88 218V219H89ZM99 218V217H98ZM99 218V219H100ZM109 218V217H108ZM178 218V217H177ZM189 218V217H188ZM223 218H220V219H223ZM231 218V217H230ZM234 218V217H233ZM259 218V217H258ZM257 218V220L259 221V219ZM261 218V217H260ZM81 219L79 220V221H81ZM95 219H97V218H95ZM106 219V218H105ZM104 219V220H105ZM193 219V218H192ZM234 219H236V217L234 218ZM233 219V220H234ZM238 219V218H237ZM236 219V220H237ZM239 219L241 220V218L239 217ZM248 219H250V218H248ZM247 219V220H248ZM262 219H263V217H262ZM34 220V219H33ZM38 220H40L39 219V217H38ZM49 220V221H50ZM76 220V219H75ZM91 220H93V219H91ZM91 220H90V222L89 223H92L91 222ZM180 220H181V218H180ZM232 220V221H233ZM247 220H246V223H247ZM255 220H256V218H255ZM264 220V219H263ZM98 221V220H97ZM96 221V222H97ZM101 221H103L102 219H101ZM186 220H184V222H185ZM243 221V220H242ZM249 221V220H248ZM254 221V220H253ZM32 222V221H31ZM34 222H35V220H34ZM36 222H37V220H36ZM35 222V224L37 225L38 223H36ZM72 223L71 224H73L72 226L73 227H71V226H68V225H70L69 223H67V226H66V228H72L71 229V231H74L75 229H77V227L79 228V226H77V227H75L74 226V224H77V223H73V222H75V221H71ZM223 222H225V221H223ZM223 222H221V226L222 225H225V224H222ZM234 222H236L235 224H236V226H237V221H234ZM33 223V222H32ZM87 223V222H86ZM89 223H87L88 225H89ZM100 223H104V221L103 222H99V224ZM161 223V222H160ZM167 223H169V222H167ZM226 223V222H225ZM245 222H241L240 224H242V226H244V225H247V224H244ZM259 223H260V221H259ZM81 224H84V223H81ZM81 224H78V225H81ZM226 224H230V223H226ZM234 223H233V226L235 225ZM252 224V220L250 221V225ZM261 224L263 225V223L261 222ZM33 225V224H32ZM94 225H97V224H94ZM101 225V224H100ZM100 225H97L98 226V228L100 227ZM184 225V224H183ZM231 225V224H230ZM254 225V224H253ZM252 225V226H253ZM33 226H35V225H33ZM227 226V225H226ZM225 226V227H226ZM229 226V225H228ZM232 226V225H231ZM232 226V227H233ZM238 226H239V228H240V225L238 224ZM257 226V225H256ZM75 227V228H74ZM82 227H84V226H81V228ZM163 227V226H162ZM170 227V226H169ZM186 227V226H185ZM232 227L230 228V226H229V230L228 231H226V232H229L230 231V229H232ZM248 227V226H247ZM254 227V229H255V226H253ZM253 227H251V230H253ZM261 227V226H260ZM260 227H258V228H260ZM263 227V226H262ZM97 228V227H96ZM222 228H224V226L222 227ZM244 228V227H243ZM242 228V229H243ZM258 228H256V230L258 229ZM87 229V228H86ZM88 229H90L89 227H88ZM92 229V228H91ZM167 229V228H166ZM186 229V228H185ZM228 229V228H227ZM248 229H249V227H248ZM262 229V228H261ZM67 230H69V229H67ZM66 229H65V231L66 232H69V231H67ZM78 230V229H77ZM76 230V232H79V231H77ZM93 230V229H92ZM96 230V229H95ZM164 230V229H163ZM175 230V229H174ZM224 230H226V228L224 229ZM234 230L235 231H237L238 230V227H237V230H236V227L234 228ZM240 230V229H239ZM80 231H82V232H84L82 229H80ZM90 231V230H89ZM88 231V232H89ZM97 231V230H96ZM235 231H233V229H232V231L231 232H233L231 235H233L234 233H235ZM243 231L245 232V228L243 229ZM243 231L242 232H240L239 233V231L237 232V234H243ZM249 231V230H248ZM247 231V232H248ZM258 231V230H257ZM76 232H74L73 234H75ZM94 232V231H93ZM160 232V231H159ZM169 232V231H168ZM182 232V231H181ZM247 232H245V233H247ZM253 232V231H252ZM70 233V232H69ZM72 233V232H71ZM80 233V232H79ZM85 233H87V231H85ZM161 233V232H160ZM164 233V232H163ZM230 233V232H229ZM245 233H244V235H245ZM250 233H251V231H250ZM68 234V233H67ZM73 234H71V237H70V239H73L74 240V237L75 236H72ZM177 234V233H176ZM181 234V233H180ZM201 234V233H200ZM236 234V235H237ZM252 234H254V235H256L254 232L252 233ZM168 235V234H167ZM236 235H234V237L236 236ZM258 235V234H257ZM77 236H78V234H77ZM76 236V237H77ZM82 236V235H81ZM80 235H79V237H81ZM85 236V235H84ZM166 236V235H165ZM188 236H190L189 235V233H188ZM249 236V235H248ZM248 236H244L245 237V239H246V237H248ZM251 236V235H250ZM264 236V235H263ZM69 236H67V238H68ZM73 237V238H72ZM79 237H77L78 238V240H79ZM83 237V236H82ZM86 238H88L87 236H85ZM85 237H83V238H85ZM90 238H92L91 236H89ZM96 238H98L97 237V235L95 236ZM184 237V236H183ZM192 237H194V236H192ZM241 237V236H240ZM243 237V236H242ZM251 237H253V236H251ZM251 237H249V238H251ZM77 238H76V240H77ZM96 238H94V240H96ZM238 238H239V236H238ZM256 238V237H255ZM70 239H69V241H70ZM93 239V238H92ZM185 239V238H184ZM244 239V240H245ZM252 239V241H253V238H251ZM251 239H250V241H251ZM257 239V238H256ZM261 239H263L264 240V238H261ZM75 240V241H76ZM87 240V239H86ZM89 240V239H88ZM87 240V241H88ZM91 240V239H90ZM183 240V239H182ZM202 240V239H201ZM233 241H235L236 240V237H235V240L234 239H232ZM243 240L242 238L240 239L239 238V240H237V241H239V242H237L236 241V244L238 245V243H239V245H238V247L240 246V248H242L241 247V245H240V242ZM243 240V241H244ZM249 240V239H248ZM80 241H81V243L82 242H85L84 241V239H80ZM93 241V240H92ZM92 241H90V244H92V243H94V242H92ZM231 241V240H230ZM249 241V242H250ZM252 241L250 242V243H252ZM92 242V243H91ZM100 241H98V242H96V243H99ZM197 242H198V240H197ZM200 242V241H199ZM247 244H248V242H247V240L245 241ZM85 243H88V242H85ZM175 243V242H174ZM207 243V242H206ZM249 243V244H250ZM254 243V242H253ZM77 244V243H76ZM89 244V243H88ZM101 244V243H100ZM177 244V243H176ZM184 244V243H183ZM191 244V243H190ZM200 244V243H199ZM205 244V243H204ZM244 244V243H243ZM242 244V245H243ZM68 245H69V243H68ZM72 245H73V243H72ZM77 245H79L80 247H81V245H80V243H78ZM86 245V244H85ZM84 245V246H85ZM96 244L94 243V246H95ZM102 245H104V243L102 244ZM106 245V244H105ZM109 245V244H108ZM112 244H110L109 246H111ZM122 245V244H121ZM210 245V244H209ZM212 245V244H211ZM252 245V244H251ZM251 245H249V246H251ZM255 245V244H254ZM254 245H252V247H249L248 245V247L249 248H251V249H254L253 248V246ZM74 246V245H73ZM79 246H78V249H79ZM88 246H90V245H88ZM92 246V247H91ZM90 246V248L92 249L93 248V244ZM97 247L99 246V244H97L96 245ZM127 246V245H126ZM129 246H130V244H129ZM182 246V245H181ZM188 246V245H187ZM234 246V245H233ZM246 246V245H245ZM256 246H257V244H256ZM68 248H69V246H67ZM77 247V246H76ZM83 247V246H82ZM96 247V248H97ZM125 247V246H124ZM131 247V246H130ZM186 247V246H185ZM247 247V248H248ZM255 247V246H254ZM74 248H75V246H74ZM102 247H100V248H98L97 250L98 251H101L100 249H101ZM104 248V247H103ZM110 248H112V247H110ZM120 248V247H119ZM129 248V247H128ZM244 248V247H243ZM246 248V247H245ZM256 248V247H255ZM81 249V248H80ZM79 249V250H80ZM118 249V248H117ZM125 249H126V247H125ZM210 249V248H209ZM251 249H249V250H251ZM77 249L75 248V250H73V251H76ZM83 250V249H82ZM92 250H94V248L92 249ZM96 250V249H95ZM96 250V251H97ZM103 250V249H102ZM184 250H186V249H184ZM244 250V249H243ZM246 251H248L247 249H245ZM245 250H244V252H245ZM71 251V250H70ZM86 252H87V255H86V257L88 256V251L89 250H85ZM106 251H109V249L108 250H106ZM116 251V250H115ZM120 251H121V249H120ZM241 251V250H240ZM256 251V250H255ZM72 252V251H71ZM70 252V253H71ZM77 252V251H76ZM81 253H82V251H80ZM123 252V251H122ZM249 252V251H248ZM252 252L253 253H255L254 252V250H252ZM84 253V252H83ZM82 253V254H83ZM107 253V252H106ZM129 253V252H128ZM127 253V254H128ZM253 253H250V254H248V255H250V256H252L253 255ZM74 254V253H73ZM84 254H86V253H84ZM89 254H92V251H91V253H89ZM133 254V253H132ZM241 254L242 255H244L243 254V251L241 252ZM252 254V255H251ZM72 255V254H71ZM80 256H78V253H77V255L76 256H78V257H81V254H79ZM93 255V254H92ZM113 255V254H112ZM112 255H110V256H112ZM114 255H116V254H114ZM247 255V254H246ZM247 255V256H248ZM83 256V255H82ZM117 256V255H116ZM245 256V255H244ZM250 256H248V257H250ZM73 257V256H72ZM84 257H85V255H84ZM90 257V256H89ZM100 257V256H99ZM109 257V256H108ZM130 257V256H129ZM101 258V257H100ZM119 258V257H118ZM73 259V258H72ZM74 259H75V257H74ZM81 260H82V257L80 258ZM86 259V258H85ZM87 259H88V257H87ZM120 260V259H119ZM144 260V259H143ZM74 261V260H73ZM79 262V260H76V262ZM86 261V260H85ZM97 261V260H96ZM95 261V262H96ZM141 261V260H140ZM77 262V263H78ZM82 262H84L83 260L80 262V264L82 263ZM98 262H100V260L98 261ZM109 262V261H108ZM108 262H105V264H107ZM150 262V261H149ZM164 262V261H163ZM114 263V262H113ZM141 263V262H140ZM143 263V262H142ZM145 263H147V262H145ZM160 263V262H159ZM158 263V264H159ZM165 263V262H164ZM263 262H261V264H262ZM76 264V263H75ZM87 264H89V263H87ZM95 264V263H94ZM99 264V263H98ZM144 264V263H143ZM259 264V263H258Z\"/></svg>",
	"mask_w": 264,
	"mask_h": 264
}]
</instances>
